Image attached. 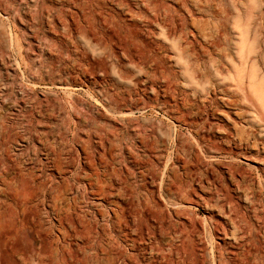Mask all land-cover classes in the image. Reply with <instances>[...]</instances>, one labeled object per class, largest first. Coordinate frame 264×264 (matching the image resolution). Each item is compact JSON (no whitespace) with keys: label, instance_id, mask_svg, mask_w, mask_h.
I'll return each instance as SVG.
<instances>
[{"label":"rangeland","instance_id":"374dc122","mask_svg":"<svg viewBox=\"0 0 264 264\" xmlns=\"http://www.w3.org/2000/svg\"><path fill=\"white\" fill-rule=\"evenodd\" d=\"M168 245L264 264V0H0L1 264H166Z\"/></svg>","mask_w":264,"mask_h":264},{"label":"bare ground","instance_id":"6f19581e","mask_svg":"<svg viewBox=\"0 0 264 264\" xmlns=\"http://www.w3.org/2000/svg\"><path fill=\"white\" fill-rule=\"evenodd\" d=\"M96 2H98V1H96ZM189 12V11H188ZM173 13H174V15H177V11H173ZM190 13V12H189ZM189 13H188V15H189ZM155 17H159V15H155ZM165 17H167V15H165ZM212 26H214V25H212ZM209 27V26H208ZM207 29V28H206ZM202 30H204V28L202 29ZM200 32V31H199ZM203 35H204V38H205V40L207 41V42H210V37H212L211 35H210V33H209V36H207L208 35V33H207V35L206 34H204L203 33ZM201 36V35H200ZM201 39V38H200ZM212 40V39H211ZM218 40V39H217ZM212 42V41H211ZM216 42V41H215ZM210 44H212V43H210ZM214 44V43H213ZM197 45V44H196ZM203 45V44H202ZM216 47V46H215ZM218 48V47H217ZM205 50V49H204ZM223 51V50H222ZM222 53V52H221ZM222 56H223V54H221ZM225 55V54H224ZM244 55V54H243ZM242 55V56H243ZM240 56H241V54H240ZM249 56V55H248ZM248 56H246V57H248ZM225 58V57H224ZM240 58V57H239ZM249 58V57H248ZM245 59V58H244ZM220 60H222L223 61V59L221 58ZM226 61H227V58H226ZM242 60H241V58H240V62H241ZM244 61V60H243ZM219 62V61H218ZM246 62H248V61H244V65H246L245 63ZM220 63H221V61H220ZM223 63V62H222ZM228 63H230V62H228ZM216 64V63H215ZM214 64V65H215ZM208 65V64H207ZM224 65V64H223ZM223 65H219V66H222L223 67ZM233 65V64H232ZM242 65V64H241ZM231 66V65H230ZM205 67V66H204ZM208 67V66H207ZM210 67H211V65H210ZM216 67V66H215ZM214 67V68H215ZM244 67V66H243ZM190 69H192L191 67H190ZM206 69V68H205ZM222 69V68H221ZM224 69H225V66H224ZM245 69V68H244ZM226 70V69H225ZM224 70V71H225ZM241 70V69H240ZM246 70V69H245ZM217 71V70H216ZM223 71V72H224ZM201 72V71H200ZM217 73H219L220 75H221V72L220 71H217ZM239 73V72H238ZM243 73V72H242ZM242 73H239V74H237V77L239 78V80L235 83V85L234 86H232V87H234L235 89H232V91L234 90L235 92L236 91H244V89L242 88V87H244L243 86V83H242V79L244 78L243 76H245V75H243L242 76ZM194 74V77H196V78H199V79H202V80H204V85H206L207 84V89H205L204 87L205 86H202V85H200L202 88H201V90H200V88H196V89H194V91H193V97L194 98H197V96H198V90L197 89H199L201 92H206V91H208V90H211L213 93L214 92H216L217 90H219V91H221L223 94H225L226 93V91H228L229 89H220V87L218 86V84L217 85H215V84H211L210 83V80L208 79L209 77H210V72L208 71V70H206L205 72H204V74L203 73H200V75H199V71L196 69H192V75ZM201 74H202V76H201ZM219 75V76H220ZM193 77V78H194ZM195 79V78H194ZM201 80V81H202ZM198 81V80H197ZM225 81V80H224ZM223 81V82H224ZM244 81V80H243ZM192 84L194 83V82H191ZM201 83V82H200ZM232 84H233V82H232ZM195 87H196V85H199L198 84V82H196L195 84ZM227 85H229V84H227ZM194 87V86H193ZM209 88V89H208ZM226 88V87H225ZM227 88H230V87H227ZM192 90H193V88H192ZM229 91H231V90H229ZM220 92V93H221ZM234 93V92H233ZM233 93H231V94H233ZM242 93V92H241ZM228 94V93H227ZM246 94V93H245ZM228 96H229V94H228ZM230 97V96H229ZM233 97V96H232ZM246 97V96H245ZM251 98V97H250ZM247 100H250V99H247ZM258 101V100H257ZM259 102V101H258ZM230 103V102H229ZM233 103H234V101H233ZM259 104H260V102H259ZM228 105V104H227ZM230 105V104H229ZM261 105V104H260ZM191 106H192V103H191V101L189 100V98H188V96H185V99H184V103H183V105H182V108L183 109H189V108H191ZM197 108H199L200 110H201V107L200 106H198ZM198 110V109H197ZM199 111V110H198ZM181 121H182V118H184V120L183 121H185V122H187V120H185L186 119V117H187V114H185V113H183L182 112V110H181ZM128 116V115H127ZM149 123H150V127H151V130L150 131H153L154 129H155V123H156V119L155 118H153V117H150V119H149ZM178 123V122H177ZM185 126H187V123H185ZM236 131V130H235ZM155 132V131H154ZM237 132V131H236ZM156 133V132H155ZM239 134V133H238ZM150 135H151V133H150ZM242 135V134H241ZM148 136V135H147ZM239 137V136H238ZM237 137V138H238ZM241 137H243V136H241ZM154 138V137H153ZM241 140V139H240ZM241 142V141H240ZM174 144V146H173V148H174V158H176V159H179V148H178V145H177V143L176 142H174L173 143ZM154 176V175H153ZM165 178V177H167V175H166V173H164L163 175H161V178ZM157 205L159 206V207H161V200H157ZM165 219L164 218H162V219H160V220H158V219H156V218H154L153 216H151V215H149L148 213L146 214V223L143 225V228H145L146 226H149L150 225V222H153V223H155V224H161L163 221H164ZM126 222V221H125ZM126 224H128L127 222H126ZM128 229V228H127ZM173 254H176L177 255V257H176V259H172V255ZM179 251L178 250H173V249H171L170 248V246L168 245V250H167V254H166V256H167V258H166V264H205V262L204 261H196V262H194V261H188V260H186L185 258H183V257H179ZM1 260H0V264H1Z\"/></svg>","mask_w":264,"mask_h":264}]
</instances>
